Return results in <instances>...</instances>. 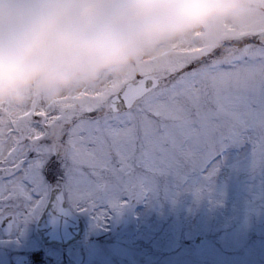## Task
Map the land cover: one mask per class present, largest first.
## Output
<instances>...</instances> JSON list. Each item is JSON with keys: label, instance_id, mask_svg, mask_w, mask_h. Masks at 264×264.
<instances>
[{"label": "snow or ice", "instance_id": "6c2138e0", "mask_svg": "<svg viewBox=\"0 0 264 264\" xmlns=\"http://www.w3.org/2000/svg\"><path fill=\"white\" fill-rule=\"evenodd\" d=\"M171 47L53 102L33 95L23 109L0 105L5 232L66 206L102 225L133 200L192 189L200 198L229 146L250 145L251 169L264 170V13Z\"/></svg>", "mask_w": 264, "mask_h": 264}, {"label": "clouds", "instance_id": "9594fccd", "mask_svg": "<svg viewBox=\"0 0 264 264\" xmlns=\"http://www.w3.org/2000/svg\"><path fill=\"white\" fill-rule=\"evenodd\" d=\"M261 13L260 0H0V105L23 109L33 95L53 102L162 60L197 30Z\"/></svg>", "mask_w": 264, "mask_h": 264}, {"label": "rangeland", "instance_id": "374dc122", "mask_svg": "<svg viewBox=\"0 0 264 264\" xmlns=\"http://www.w3.org/2000/svg\"><path fill=\"white\" fill-rule=\"evenodd\" d=\"M249 154L247 144L226 147L200 198L195 189L148 196L110 211L102 225L77 211L86 234L67 249L44 247L30 232L28 238L43 247L44 264H264V170L251 169ZM49 167H58L55 157ZM125 214L130 222L117 231Z\"/></svg>", "mask_w": 264, "mask_h": 264}, {"label": "flooded vegetation", "instance_id": "af4514ba", "mask_svg": "<svg viewBox=\"0 0 264 264\" xmlns=\"http://www.w3.org/2000/svg\"><path fill=\"white\" fill-rule=\"evenodd\" d=\"M38 219L29 222L22 231L7 233L0 225V264H44V250L38 244L29 239L28 232L39 238L36 232ZM43 245V244H42Z\"/></svg>", "mask_w": 264, "mask_h": 264}, {"label": "water", "instance_id": "95a60500", "mask_svg": "<svg viewBox=\"0 0 264 264\" xmlns=\"http://www.w3.org/2000/svg\"><path fill=\"white\" fill-rule=\"evenodd\" d=\"M66 208V213H57L51 210L44 212L38 225V232L47 246L59 245L66 248L82 239L84 233L82 220L68 206ZM126 223L127 219L118 229L123 228ZM202 239L200 237L197 244Z\"/></svg>", "mask_w": 264, "mask_h": 264}]
</instances>
